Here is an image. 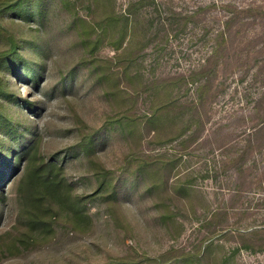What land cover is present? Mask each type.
Masks as SVG:
<instances>
[{"label": "rangeland", "instance_id": "obj_1", "mask_svg": "<svg viewBox=\"0 0 264 264\" xmlns=\"http://www.w3.org/2000/svg\"><path fill=\"white\" fill-rule=\"evenodd\" d=\"M74 1L0 0V264H264V0H158L119 50Z\"/></svg>", "mask_w": 264, "mask_h": 264}, {"label": "trees", "instance_id": "obj_2", "mask_svg": "<svg viewBox=\"0 0 264 264\" xmlns=\"http://www.w3.org/2000/svg\"><path fill=\"white\" fill-rule=\"evenodd\" d=\"M92 2L94 7L96 6V8H100L102 4L104 8V18H102L99 23L102 26L103 30L102 34L100 32L98 33V39H101L102 36H105L109 33L111 35L115 34L116 37L111 42L118 50L122 48L128 49L129 46L135 43H140V36L142 35V33L144 38L150 41L153 39L154 34H157L161 31L162 27L164 29V26H172L174 22H177L176 15H172L169 19V22L164 19L158 18V16H161V9H158L160 5L158 0H130L127 9L123 12H118V10L116 11V0H102V3L101 0H92ZM69 3H71L70 5L74 6L75 1L72 2V0H62V4H64L65 7H69ZM148 9L153 10L149 11ZM243 9L244 8L235 7L234 11L235 13H237L243 11ZM143 17H146L149 23L146 30H144L140 25L141 21L139 19ZM234 18L235 15L229 17L226 20V24L229 26ZM223 34L224 32L222 31L220 33L222 40ZM13 52L16 53V51ZM214 54L215 51H213L206 58V61L201 65L200 68H205L207 63L209 64L210 60L213 58ZM181 77H184V75H181ZM12 165H9L7 167L8 173L13 171ZM62 170L63 167H58V164L56 162L46 163L43 161L40 166H38L37 168L35 167L33 171L29 173L26 180V186L30 187L35 184L34 182H40L44 187V195H46L48 199L57 197L61 192L60 189H62V186L67 183L64 182L61 178ZM2 182L3 179L0 176V185L2 184Z\"/></svg>", "mask_w": 264, "mask_h": 264}]
</instances>
